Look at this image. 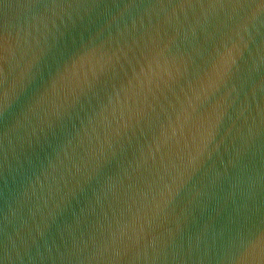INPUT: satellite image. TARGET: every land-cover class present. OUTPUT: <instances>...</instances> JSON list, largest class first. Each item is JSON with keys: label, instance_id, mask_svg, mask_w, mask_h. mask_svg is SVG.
Instances as JSON below:
<instances>
[{"label": "water", "instance_id": "1", "mask_svg": "<svg viewBox=\"0 0 264 264\" xmlns=\"http://www.w3.org/2000/svg\"><path fill=\"white\" fill-rule=\"evenodd\" d=\"M0 264H264V0H0Z\"/></svg>", "mask_w": 264, "mask_h": 264}]
</instances>
